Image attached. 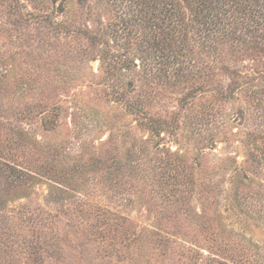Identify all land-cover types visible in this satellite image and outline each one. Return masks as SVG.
<instances>
[{
  "label": "rangeland",
  "instance_id": "rangeland-1",
  "mask_svg": "<svg viewBox=\"0 0 264 264\" xmlns=\"http://www.w3.org/2000/svg\"><path fill=\"white\" fill-rule=\"evenodd\" d=\"M63 6L60 18L73 20L66 26L89 36L108 17L77 0ZM63 30L24 12L0 15V85L22 107L8 121L0 117V264H264V195L240 212L225 183L217 208L226 231L197 227L187 238L164 228L166 210L200 212L199 200L178 199L155 179L132 177V139L148 132L136 129L124 108L99 100L98 86L89 81H95L97 48L83 34L76 46ZM240 63L246 70L255 64L250 58ZM177 96L154 103L152 112L177 109ZM235 97L224 109L243 111L230 126L241 134L249 129L250 104L240 92ZM78 106L96 107L97 114L84 116ZM214 137L202 149L207 165L225 156L244 159L235 139L224 144L221 135ZM163 145L182 150L168 135L158 148ZM155 150L145 158L151 164ZM251 166L245 173L264 185V166L260 173Z\"/></svg>",
  "mask_w": 264,
  "mask_h": 264
},
{
  "label": "trees",
  "instance_id": "trees-1",
  "mask_svg": "<svg viewBox=\"0 0 264 264\" xmlns=\"http://www.w3.org/2000/svg\"><path fill=\"white\" fill-rule=\"evenodd\" d=\"M57 1L0 0V15H32L64 29L76 46L78 34H83L97 48L95 81L89 80L98 86L95 94L124 108L133 115L136 129L148 132L145 139H132V177L155 179L178 199L196 195L199 200L200 212L193 207L184 214L166 210L164 228L187 238L197 227L226 231L217 208L225 183L240 212L264 195V185L244 170L252 164L250 169L260 173L258 167L264 166V0H77L91 13L95 7L108 12L91 36L66 26L73 20L60 18L64 0L56 6ZM245 58L254 61L251 70L240 63ZM238 92L250 104L249 129L241 134L232 133L230 126L243 118V111L230 114L224 109ZM172 94L178 95L177 109L152 112L154 103H164ZM19 105L0 85V117L8 121ZM79 107L84 116L97 114L96 107ZM57 109L52 103L51 110ZM215 134L224 144L235 139L244 159L238 163L236 157L225 156L207 165L202 149L212 145ZM166 135L182 150L158 148ZM154 148L151 164L152 158H145Z\"/></svg>",
  "mask_w": 264,
  "mask_h": 264
}]
</instances>
